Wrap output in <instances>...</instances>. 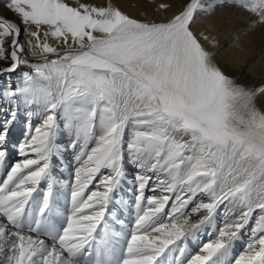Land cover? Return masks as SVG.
<instances>
[{
  "label": "snow or ice",
  "instance_id": "obj_1",
  "mask_svg": "<svg viewBox=\"0 0 264 264\" xmlns=\"http://www.w3.org/2000/svg\"><path fill=\"white\" fill-rule=\"evenodd\" d=\"M3 7L0 264H264V82L194 30L232 8L255 31L264 0H185L163 22L113 0Z\"/></svg>",
  "mask_w": 264,
  "mask_h": 264
},
{
  "label": "bare ground",
  "instance_id": "obj_2",
  "mask_svg": "<svg viewBox=\"0 0 264 264\" xmlns=\"http://www.w3.org/2000/svg\"><path fill=\"white\" fill-rule=\"evenodd\" d=\"M84 2L100 5L104 3V0H84ZM113 2L130 16L141 20L163 22L173 13L178 12L185 0H113ZM160 3H168L171 4L172 7L167 12L157 10ZM0 14L11 19H16V17L12 16V14L3 7V0H0ZM244 19H246V21H243ZM250 19L248 14L239 13L232 8H222L212 17H201L194 26V30L198 33L202 32L216 37L218 44L215 49L210 50L216 52L217 61L226 69L229 75L237 79L238 82L249 86L264 82V28L260 26L257 27L255 31L248 30ZM22 38L25 39L23 36ZM202 43L208 46L207 42L202 41ZM260 52L263 58H260ZM28 58L33 61L43 59V57L32 56ZM24 70L26 69H21V71ZM3 83L4 81L0 79V84ZM19 83V73L13 74L12 86L15 87ZM23 120L24 117L21 115L20 122L13 130L12 140L14 143L22 139L21 130L24 127ZM67 139L68 137L65 136L62 143H66ZM10 151L12 155H15L14 149H10ZM12 155L9 157L10 162H15L20 159L16 155V158H11ZM66 155L68 158L71 156L70 153ZM3 176V170H0V179H2ZM250 227L251 225L249 228ZM246 234H248L247 230L244 235ZM209 238V236L202 234L198 241L188 242V249H190V247H199L200 244L207 242ZM235 249H237V251L242 250L238 242L235 244L233 251H236ZM189 253L191 254V250H189Z\"/></svg>",
  "mask_w": 264,
  "mask_h": 264
},
{
  "label": "rangeland",
  "instance_id": "obj_3",
  "mask_svg": "<svg viewBox=\"0 0 264 264\" xmlns=\"http://www.w3.org/2000/svg\"><path fill=\"white\" fill-rule=\"evenodd\" d=\"M245 14H247V13H245ZM243 21H246V19H244ZM263 28H264V26H262ZM21 39L23 40V38L21 37ZM262 52V51H261ZM259 53V55H260V58H263V55H262V53ZM262 60V59H261ZM258 61H260V60H258ZM254 65H255V63H254ZM258 66V65H257ZM11 158H16V156L15 155H12V157ZM18 159V158H17ZM248 238H249V236H248V234H246V235H243V237H242V239L240 240V241H238V243L241 245V247H242V249H243V246H244V244L247 242V240H248ZM198 248L199 247H197V248H191L190 247V249L189 250H191V254H194L196 251H198ZM236 251H233V254L235 255V254H239V252L240 251H237V249H235Z\"/></svg>",
  "mask_w": 264,
  "mask_h": 264
}]
</instances>
